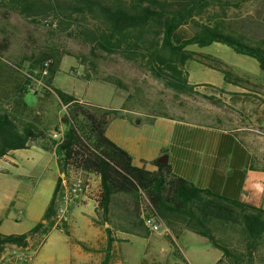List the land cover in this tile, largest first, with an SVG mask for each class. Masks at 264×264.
I'll list each match as a JSON object with an SVG mask.
<instances>
[{
    "label": "trees",
    "instance_id": "1",
    "mask_svg": "<svg viewBox=\"0 0 264 264\" xmlns=\"http://www.w3.org/2000/svg\"><path fill=\"white\" fill-rule=\"evenodd\" d=\"M0 1L13 12L34 22L50 12L62 15V22L68 26L74 15L95 19L96 27L87 30V39L94 51L108 55L121 54L131 61L141 59L156 78L177 92L193 93L198 86H213L189 82L186 67L189 61H194V56L186 48L191 45L205 47L214 42L225 44L239 54L257 59L264 70V36L251 38L220 18L226 15V10L239 7V0ZM211 9H219L221 13H211ZM205 14L214 19L204 21ZM182 28H187L191 33L181 35L179 30ZM3 51L0 45V52ZM52 58L51 54L31 57L27 61V71L19 72L25 74L27 85L30 82L27 74L34 75L35 71L44 68L45 62H50L46 84L67 108L64 132L61 133L59 127L55 128L56 133L62 135L60 139H54L48 130L24 116L21 109L29 106L23 97L29 91L20 90L15 106H0V159L11 151L35 146L55 153L60 171L42 221L24 234L5 235L0 232V258L11 246H30L31 239L32 247H40L44 242L42 239L53 230H64L70 236L66 222L59 218L64 204L62 176L81 175L96 177L100 183L96 211L100 217L98 223L104 226L106 232V242L100 248L103 253L100 264L113 263L116 244L120 241L117 231L135 236L151 234L143 221V210H155L164 218L181 219L188 230L206 238L223 253L218 264L225 261L229 264H259L264 249L263 208L197 188L173 175L169 165L158 160L151 163L153 171L134 165L131 156L106 136L110 118L118 110L92 107L74 95L52 88ZM201 64L222 72L228 84L240 86L244 81L218 63ZM17 68L24 69L21 64ZM84 77L88 81L93 79L88 72ZM103 80L121 88L124 86L113 77ZM220 91L225 92L222 88ZM209 99L220 102L214 97ZM120 195L131 198L132 207L130 210H120L124 213L118 215L116 201ZM234 235H238L236 242ZM78 243L86 248L84 243Z\"/></svg>",
    "mask_w": 264,
    "mask_h": 264
},
{
    "label": "rangeland",
    "instance_id": "2",
    "mask_svg": "<svg viewBox=\"0 0 264 264\" xmlns=\"http://www.w3.org/2000/svg\"><path fill=\"white\" fill-rule=\"evenodd\" d=\"M239 4V7L226 10V15L220 18L251 38L263 37L264 0H239ZM210 11L221 13L219 9ZM63 18L62 15L50 12L34 22L13 12L0 1V45L4 48L0 52V106H15L20 90L29 91L25 74L19 72L27 71V61L31 57L51 54L54 69L51 87L74 95L92 107L131 109L139 114L167 115L208 124H218L219 118L229 120L230 123H245L249 121V115L255 117V113L258 115L259 110L264 109V70L260 63L253 57L235 52L225 44L214 42L205 47L188 46L186 50L194 56V61H189L186 67L189 80L193 84L210 83L231 89L222 72L201 64L218 63L223 69L243 78L239 88L245 87L247 93L221 92L219 87L209 85L198 86L193 93H181L156 78L141 59L131 61L121 54L108 55L94 51L87 39V30L96 27L95 19L74 15L68 26L62 22ZM203 19L209 22L214 18L205 14ZM179 32L186 36L191 33L187 28ZM20 64L24 69L17 68ZM87 72L92 74L93 79H85ZM110 77L119 80L124 86L121 88L103 80ZM43 82L47 83L46 78ZM212 97L220 102L215 103L209 99ZM23 100L34 106L21 109L27 119L51 134L56 132V127H59L61 133L64 132L67 108L51 88H40L37 94L29 91ZM252 109L253 113L250 114ZM134 117L127 112L121 114V119L129 121L128 126ZM258 130L262 133L258 135V145L264 148V130ZM14 156L15 164L0 161V168H8L12 172L10 177H0V219L4 231L23 234L34 226L42 216L46 203L50 201L57 164L53 153L36 147L16 151ZM79 177L90 184V191L79 198H71L62 208L63 211H60V216L70 218L81 212L83 217L92 220L97 231V247H101L106 242V232L104 226L98 223L100 217L96 211L99 183L96 177ZM25 198L28 199L27 203ZM116 204V212L120 215L124 213V208L130 210L132 200L120 195ZM83 217L80 221L84 220ZM164 219L173 232L172 236H135L117 231L120 241L116 244L112 264H218L223 253L206 238L188 230L181 219ZM79 235L80 231L76 237ZM69 240L60 229L53 231L38 261L45 264L63 263L62 256L70 255L66 248ZM233 240L238 241V235H234ZM260 255L261 261H264V249ZM261 261L259 264H264Z\"/></svg>",
    "mask_w": 264,
    "mask_h": 264
},
{
    "label": "crops",
    "instance_id": "3",
    "mask_svg": "<svg viewBox=\"0 0 264 264\" xmlns=\"http://www.w3.org/2000/svg\"><path fill=\"white\" fill-rule=\"evenodd\" d=\"M211 85L227 92L247 93L245 87L240 89L241 86L228 84L232 87L230 89ZM234 87L237 89L234 90ZM27 105L30 108L34 107ZM116 110L118 113L110 118L106 136L131 156L134 165L145 166L153 171L151 163L165 156L172 174L176 177L216 195L264 209V148L258 145L261 133L258 129L264 130V109L259 110L258 115L255 113V117L249 115V121L245 123L240 121L230 123L229 120L219 118L218 124L195 122L167 115L139 114L131 109ZM126 112L135 116L129 126V121L121 119V114ZM15 152L11 151L0 161L15 164ZM53 154L57 164L54 175L56 186L60 171L57 156ZM3 176H12L11 170L0 168V177ZM53 193L54 190L50 201ZM24 201L27 203L28 199L25 198ZM50 201L46 203L42 216L34 226L42 221ZM76 214L70 218L60 216V220L66 221L70 233L69 236L64 230H60L70 239L66 245L70 255H63L64 260L61 264H100L103 258L100 248L104 244L97 247V231L92 220L83 217L84 214L81 212ZM81 217L84 220L80 221ZM2 224L0 219V232L11 235L3 230ZM79 231L80 235L76 237ZM48 236L29 264H45L40 263L38 257L44 251ZM29 241L32 245L33 239ZM78 242L84 243L86 248Z\"/></svg>",
    "mask_w": 264,
    "mask_h": 264
},
{
    "label": "built area",
    "instance_id": "4",
    "mask_svg": "<svg viewBox=\"0 0 264 264\" xmlns=\"http://www.w3.org/2000/svg\"><path fill=\"white\" fill-rule=\"evenodd\" d=\"M50 62L44 63V68L40 71H35L34 75L27 74L30 82L27 86L28 90L32 94H36L40 88L48 89L47 84L43 82V79L49 75ZM39 75V77H38ZM54 139H60L62 137L59 133L50 134ZM81 175H73L70 177L62 176V186L64 190V204L71 200V198H79L83 194H87L90 191V184L85 183V181L79 177ZM90 176L89 178H91ZM90 180V179H89ZM98 180V179H97ZM90 182V181H88ZM99 183V180H98ZM100 184V183H99ZM99 188V185H98ZM143 221L151 232V234L158 236H172L173 232L165 219L157 211H142ZM60 218V217H59ZM39 247H21V246H11L9 247L0 258V264H29L33 261L36 251Z\"/></svg>",
    "mask_w": 264,
    "mask_h": 264
},
{
    "label": "water",
    "instance_id": "5",
    "mask_svg": "<svg viewBox=\"0 0 264 264\" xmlns=\"http://www.w3.org/2000/svg\"><path fill=\"white\" fill-rule=\"evenodd\" d=\"M162 164H167V158L164 156L158 160Z\"/></svg>",
    "mask_w": 264,
    "mask_h": 264
}]
</instances>
